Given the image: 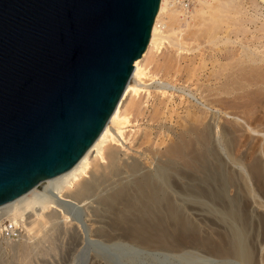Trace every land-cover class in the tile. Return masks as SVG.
<instances>
[{
    "label": "bare ground",
    "instance_id": "bare-ground-1",
    "mask_svg": "<svg viewBox=\"0 0 264 264\" xmlns=\"http://www.w3.org/2000/svg\"><path fill=\"white\" fill-rule=\"evenodd\" d=\"M234 1L235 0H233V3ZM235 2L237 3V0ZM251 2L256 5L255 1H251ZM201 3L203 4L201 6V9H199V11L209 17L213 16L214 17L213 21L215 20L217 21L218 18L221 16L220 13L222 11L227 10L228 12H230L229 6H231L232 0H202ZM238 4L239 3H237L236 5L238 6ZM233 6L234 5L232 4L231 7ZM243 6L244 5H242V7ZM251 6H254V5L251 4ZM175 7H176L175 4H173L170 0H160L159 9L155 16V20H154L153 27L151 30V35L149 38L148 45L142 57L134 61L133 63L134 69L129 77L126 87L121 97L119 98L114 111L112 112L103 130L101 131L99 136L96 138V140L91 144V146L85 151V153L81 156V158L69 170L51 179H45L43 181H40L35 187H33L31 190H29L25 194L17 197L16 199L4 205H1L0 206V235L2 234V236H4L2 232L3 231L2 227H4V223H10L18 231V234H17L18 236L16 237L18 238V240H19V236L21 235V231L22 232L25 231L26 233H29L28 235H30L31 237V235L36 234L38 230L37 227L39 225L41 226V224H45L44 226L48 225V227L49 226L54 227V225L57 223L58 220L60 222L62 219L63 221L70 220L71 217L72 219L74 218V220L75 219L78 220L79 218H82L81 208L86 205L90 209V213L92 217L91 220L89 221L92 222L90 224L93 226V230H92L93 235L97 237L98 240H100L99 242L102 241L110 245L113 248L120 247V246H128V247H133L137 250L141 249L143 251L146 249H150V250L151 249H154V250L155 249L156 250L157 249H163V250L167 249L169 250V253L171 255L173 253L179 257L183 255L184 251L182 253L179 251L178 252L174 251V246L171 245L172 241L170 242V238H172V236L178 235V234L173 235L174 233L181 232V234L182 233L185 234L184 232L189 230V226L186 223V219L183 214L184 205H182V203H184L186 199L187 201L190 200L192 205L195 206L192 208L193 212L191 213L200 215L201 213L200 209L196 208L197 203H199L201 199H203L204 197L212 193V187L209 184L206 185L205 188H203V186L200 184L201 172L203 170L205 172H208L206 174L207 176L209 175L208 177H206L208 183L210 182V180L213 181L214 174H215V172H213L214 170L213 160L214 159L211 160V158H213L215 154V140L217 139L218 136H221L219 135L220 133L222 134V130L218 128L219 124L217 126L216 125L217 122L216 120L214 121L215 118H213L215 116L213 114H215L218 110L217 109L215 110V108H213L214 106H212L211 103L215 102L213 100L215 98H216V101L218 100L217 95H220L222 93L225 95L226 94L228 95L230 94L229 92H233L232 90L235 89V87H239L240 85L243 87V85L247 83L246 78L248 76L247 74H249L248 73V68H249L248 59L251 58L253 60L251 55L254 49L251 50V48L248 46L249 44L247 45V43L245 42L246 38H243V39L240 38V37L245 36V30H246L243 28L244 30L243 31L241 28V31H243L244 35L243 33H241V36L239 37L240 39L237 41L240 43V47H239L240 49L238 50L239 58L236 57L238 58V61L237 60L234 61V63L238 62L235 68L231 66L230 68H233V69L230 72L226 64V67L228 68L227 71L229 72L224 73L226 70L224 71L223 69H221L223 72L222 71L219 72L218 71L219 69H218L217 70L218 73L215 74L216 75L215 77L217 79L214 76H212L214 77V79H216L215 80L216 82L214 81L213 84L210 83L211 85L207 87H206V84L204 85L202 82L204 81L205 78L206 79L210 78L211 77L210 74L208 75L209 77L203 76L205 78L204 79L202 78L203 79L202 81L198 80L199 84L200 82L202 83V85L198 84V87L196 83L197 77H194L196 79L195 80L196 82L195 81L193 82L191 79L190 81H192L193 83H196L195 84L196 87H194V89L191 90V93L189 95L188 93L190 92V90L187 93L189 98H191V101H189L190 103L192 102V100L200 102L198 100V96H199L198 93L202 96V98H206L207 95H204L205 89H207L206 91H209L210 97L212 95V97H215V98L213 99L210 98V100H208L209 99V95H208L207 96L208 99L206 98L204 99L203 102L199 103L200 106H198L199 104L198 105L192 104V106L190 104L189 107L186 106L187 107V115L185 113L186 116L177 113L178 110L175 107L177 103L174 104L175 106L173 105L175 101L173 98H171L172 96L171 97L169 96L171 99L170 100L168 99V101H163L160 98L159 99L157 98L159 101H161V102L158 101V103L160 104L159 106H156L157 107L156 111H158L157 113H159V111L162 110L160 111L161 113L159 114L160 117H161V114H164V113H165L164 114L165 117H167L166 116L167 111L164 113L162 112L165 110L163 109L164 107L168 108L169 110L168 109L167 110L170 111L168 113L171 114L170 115L167 113L168 115H170L169 116L170 121L171 119H173L174 122L176 121L175 122L176 124L175 125L173 124L174 127L172 128L169 127L168 129L165 126L167 131L165 132L164 135L159 133L161 136H163L161 138L162 140L160 139L161 141L159 142L156 140H153L155 138L150 137L154 133V129L156 128V126L150 128L151 130L147 132V135L145 134L146 136L145 140H143L144 138L141 139L144 141L143 144L148 143L149 145H150V141L152 140L155 141L157 146L161 142L160 143L161 149L159 148L158 150V148H156L157 151H159L158 154L156 152V149L155 151H153V152H156L155 154L151 152L150 149H149V152L151 153L145 154L147 156V158L145 159L147 161V164L145 165L139 164L140 161L138 162L137 160L138 157L133 158V159L129 158L132 161H130L129 159L127 160V158H124L125 157L124 153L127 151V150H124L125 149L124 146H125V143L128 141L129 137H127L128 135L126 136L127 132L125 131V129L129 126L131 122L132 114L133 115L136 114V117L144 115L145 110L143 111V104L146 102L143 101V99L140 100L141 99L140 97H141V93L145 90L146 86H147L146 91L148 92L147 97H150L153 94V92L151 94V91H149L150 90L148 89L149 86L146 85L147 84L146 79L147 77H150V74H151L150 66L152 65L153 60L156 59L155 57L157 56L155 54L156 53L155 51L160 53L162 48L166 45L165 43L167 41L171 42V39L174 36V32L176 30L174 29L175 30L174 31L171 28L167 27L171 25L169 24L170 21L167 24V20H169V17H170L171 22H172V19L173 20L177 19V16L179 14L182 15V13L179 12L178 9ZM234 7L233 9L239 8V7H235V8ZM237 10H240V9H236V11ZM243 10H245L244 7H243ZM166 15L168 16V18ZM180 20L181 19L175 20V23ZM186 20L188 21V19ZM215 22H213V25ZM175 23L173 25H175ZM183 24L186 25V23L184 22ZM193 24H195V21L193 22ZM208 27H206V30L208 29L211 30L212 26H210V28ZM170 29L174 31L172 34L170 33L171 32ZM201 29L203 30V28ZM232 31H234V29L226 30L225 35L223 36H219L220 34L217 35L215 32L214 38L218 39V36H219L220 38L221 37L223 38L224 42L226 41L231 42L232 39L230 35L233 33ZM247 31L249 32V30ZM180 33H182V31ZM173 39H175V36ZM177 39L179 40H173V43L175 44L174 47L177 46L176 50H179L180 46L185 47V44H183L182 46V40L180 41V38H177ZM216 41L213 40L212 43H214V45L215 44L218 45L219 43H216ZM234 42L236 41L234 40ZM226 49L232 50L230 48H226ZM185 50H187V48L186 49L184 48V51ZM224 51L227 52V50H224ZM232 53L233 51H230L229 53L226 54L227 58L228 59L230 58V60L233 59L231 58L232 55L233 56L237 55V53L234 54L235 52L233 54ZM190 57L191 56H189V58ZM192 57L196 58L195 56H192ZM262 57L257 58V60L261 59L262 61L263 59ZM183 58H186V57H183ZM194 58L192 59L194 60ZM217 61H215V64L217 63ZM193 62H195V60ZM213 62L210 61L211 64H213ZM225 63H229V62H225ZM230 63H232V61ZM234 63L232 64L234 65ZM219 64L222 65L223 63H219ZM221 65L220 66L218 65L217 68H220ZM200 67L202 66L200 65ZM214 68L215 66L213 67V70ZM224 69H225V66H224ZM177 70L175 72H177ZM188 70L189 71L192 70V72H194L193 71L194 69L192 66H191V69L188 68ZM195 72L197 71L195 70ZM157 73H156V76H157ZM183 73L184 72H182L181 75H183ZM213 73H216V70L215 72L213 71ZM154 74L155 73L153 72L151 76H154ZM189 75L188 77L187 75L185 76V78L188 79L187 81L183 77L186 82L189 81V78H190ZM199 75L198 77H200ZM214 79H211V80H214ZM162 81L163 82L157 83L158 85L156 84V86L160 88L161 90L160 94L165 97L168 94L170 88L172 87L174 88L176 86L170 87L171 85L170 82L167 81L169 83L168 84L167 82H164L165 80H162ZM207 83L209 84V82ZM247 85L249 86V84ZM242 87H239V89H241ZM183 90H179L178 92L183 91ZM157 94L159 95V93ZM172 94H175V91ZM168 95H167V98H168ZM147 97L145 96V98ZM154 97L156 99V97L158 96L155 95ZM182 102L183 101H181L180 103ZM152 106H155V105L153 104ZM183 106L185 107V103ZM154 108L155 107H153V110H155ZM156 111H154V114H151V115H155ZM223 114L226 115L227 113L225 112ZM157 116L158 114L156 115V117ZM153 117L154 116H152L151 117L152 119L151 118L150 119L155 121ZM167 119L168 118H166V120ZM201 126H203V128ZM165 127L161 125L160 128H165ZM146 130L148 131L147 128ZM140 137L142 138V134L140 135ZM140 137H139V141H140ZM142 142H140V144H142ZM131 144L127 146L130 147ZM139 146L141 147V145ZM121 147L124 148L123 152L121 151L122 149ZM143 149L146 150V148H143ZM128 150H131V148ZM121 152L123 153V156ZM129 152L130 151H128L127 153L129 154ZM137 152H140V151L137 150ZM134 153L135 152H133V154ZM142 153H144V151H142ZM136 155L134 154V156ZM134 156L132 155V157ZM129 157H130V154H129ZM140 157L139 159L145 158V157L143 158L142 156ZM123 158L124 160H122ZM121 160H122V163H121ZM210 172H212L213 175L210 174ZM214 182H215V179H214ZM259 206H262V204H259ZM259 206L257 205L258 208H260ZM235 208H236L235 204L232 203L230 204L229 208L225 211V214L229 218H231L235 224L234 234H233V237L231 238L232 240H230L231 241L230 246H232L231 247L232 249L230 250L226 249L225 252L226 253L230 252V254H232L238 262L244 261L243 263L246 264L245 261H247L249 257L248 256L249 253H247L248 249L245 243V240H246L245 239L246 238V227L245 226L246 225L244 223H241V221L243 220H241L240 214L238 213V210H236ZM54 215H57V216L59 215V217L61 215L62 219L60 220L58 219L59 218L58 217L57 221L54 219L52 220V216ZM5 219H9L10 221L7 222L5 221ZM60 224H62V222ZM97 257L98 256L94 257L93 261L94 262L97 261L100 263L101 262L100 259L102 258L99 259V257L98 258ZM226 259L229 260V258H226ZM226 259H223V260L221 259L219 261H224Z\"/></svg>",
    "mask_w": 264,
    "mask_h": 264
},
{
    "label": "rangeland",
    "instance_id": "rangeland-1",
    "mask_svg": "<svg viewBox=\"0 0 264 264\" xmlns=\"http://www.w3.org/2000/svg\"><path fill=\"white\" fill-rule=\"evenodd\" d=\"M201 1L194 0L192 8L186 10L187 13L185 10L180 9L175 5L176 6L175 8H177L178 11L182 13V15L179 14L180 16L178 15L177 19L174 20L172 19L173 23L171 22L170 17L169 20H167V24L169 21H170L169 24H171L170 25L171 27L170 26L167 27L171 28L172 30L174 29L176 30V31L174 30L175 31L174 32L170 29L171 34L174 32L175 39H173L174 38L173 36L171 42L167 41L165 43L166 45L162 48L160 53L157 51H155L156 53L154 52L157 55V56L155 55L156 56L155 58L157 60L154 59L155 61L153 60L152 65L150 66V72H151L150 77L152 78L147 77V79L148 78L149 79L148 80L146 79V83H147L146 85L149 86L148 89H150L149 91H151V94L153 92V94L152 96L147 97L148 95L147 94L148 92L146 91L147 86L145 90L141 93V97H140L141 99L140 98L139 99L140 100L143 99V101L146 102L144 103L146 107L143 104V111L145 110L144 111L145 117L144 115L137 117L136 114L131 115V122L129 126L125 129V131L127 132L126 136L128 135L127 137H129V139L127 138L128 141L125 143L126 146V147L124 146L125 149L122 148L123 146L121 147L122 152L123 149L127 150L124 153L125 154L124 158H127V160L129 158L133 159L138 157L137 160L138 162L140 161L139 164L141 165L147 164V161L145 160L147 156L145 154L155 151L156 148H158L159 150V148L161 147L160 144L161 142L159 143L158 145L159 147H158L155 141L153 140H156L158 142L161 141L162 140L161 138L163 136H161L160 134L164 135L169 127L172 128L174 127L173 124L174 125L176 124L175 123L176 121L174 122L173 119H171L170 121L169 116L171 114L168 113L170 112L168 111L169 110L168 108L164 107L163 109L165 110L162 112L164 113L167 111L166 112L167 117H165L164 115L165 113L161 114L160 117L159 114L161 113L160 111L162 110H160L159 113H157L158 111H156L157 110L156 106H159L160 104L158 103L159 101L158 99L160 98L163 101H168V99L170 100L171 98H173L175 101L173 105L175 103H177L178 105V106L174 105L178 110L177 113L181 115H185L186 113L187 115L186 106L189 107L190 104L191 106L192 104L198 105L199 103L203 102L204 99L206 98L208 99L207 97L208 95H209L208 100H210V98L212 99L215 98L212 97V95L210 97L209 91H206L207 89H205L204 91V95H207L206 98H202V96L198 93L199 95L198 100L200 102L192 100V102L194 103L192 102L190 103L189 101H191V98H189L188 95L191 93V90L194 89V87H196L195 86L196 83L198 87L199 81H202L205 78L203 76L207 77L209 74L211 76L208 79L205 78L206 81L204 79V81L202 82L204 85L206 84L207 87L211 85L210 83L212 84L214 83V81L217 79L215 77L216 76L215 74H217L218 71L221 72L222 71L221 69H223L224 71L226 70L224 72L226 73L229 72L227 71V69L229 68L231 72L233 68L230 67L232 66L235 68L238 62L234 63V61L236 60L238 61L239 58L238 50L240 49L239 48L240 43L237 41L240 38L241 39L246 38L245 42L247 43V45L249 44L248 46L251 48V50L254 49L252 52L254 53L255 51V53L257 54L256 56L255 53L254 54L252 53L251 56L253 60L251 58H249L251 60L248 59L249 74H247L248 76L246 78L247 83L243 85V87L240 85L239 87H242L241 89H239V87H235V89L232 90L233 92H229L230 94L225 95L222 93L223 95L220 94L217 95L218 97L216 96L218 99L217 101L216 98L213 99L215 102L211 101L213 102L211 103L212 106H214L213 108H215V110L216 109L218 110L217 112L215 111L216 113L213 112L215 113L213 114L215 115L213 118H215L214 121L216 120L217 122V123L215 122L216 125L218 126L219 124L218 128L222 130V134L220 133L219 135L221 136H218L217 139L215 140V154L213 158H211V160L214 159L213 160L214 170L213 169L212 170L213 172H215V174L213 181L210 180V182L208 183L206 179V177L209 176L206 175L208 172H205L203 170L201 172L200 184L203 186V188H205V186L209 184L212 187V193H210L208 196L201 199L199 203H197L196 208L200 209L201 211L200 215L191 213L193 212L192 208L195 206L192 205L190 200L187 201L186 199L185 202L187 203L185 202L182 203V205H184L183 214L186 219V223L189 226V230L184 232L185 234L183 233L181 234V232L174 233L173 235L178 234L179 236L176 235L170 238V242L172 241L171 245L174 246V251L176 252L179 251L181 253L184 251L183 255L180 257L175 255L174 253L171 255L169 253V250L167 249L164 250L151 249L152 251L150 249H146L143 251L141 249L137 250L133 247H128V246H120L113 248L102 241H101L102 243L99 242L100 240H98V238L93 235V231H92L93 226L90 224L92 222L89 221L92 218L90 209L85 205L81 208L82 218H79L78 220L76 219L74 220V218L72 219L71 217L70 219L71 221L70 220L63 221L61 215L60 217L59 215L58 216L54 215L52 216V220L54 219L57 221L58 217H59L58 219L60 220L62 219V220L60 222L58 220L56 223L57 225L55 224L54 227L53 226L48 227V225L44 226L45 224H41V226L39 225L37 229L40 231L37 230L36 234L31 235V237L30 235H28L29 233H26L25 231L23 232L21 231L19 240L18 238L16 239L5 238L1 234L0 264H245L243 263L244 261L238 262L235 259V257L232 254H230V252L229 253L225 252L226 249L228 250L232 249L231 248L232 246H230L231 245L230 240H232L231 238L233 237L234 234L235 224L232 221V219L225 214V211L229 208L230 204L232 203L235 204L236 207L235 209L238 210L241 220L244 221V222L241 221V223H244L246 225V226L244 225L246 227L245 243L248 249L247 253H249L248 254L249 257L247 261H245L246 264H264V63H263L264 62V24H263L264 0H257V1L246 0L249 3L246 2L245 0H237V3H239L238 6L236 5L237 4L235 2L236 0L234 1V3L232 0L231 6L233 4L235 7H239L236 9H240V10L236 11V9H233L234 6L233 7L229 6L230 12H228L227 10H224L225 12L222 11L220 13L221 14V16L219 17L220 19L218 18L217 21L215 20L217 23L213 21L214 20L213 16L209 17L199 11V9H201V6L203 4L201 3ZM251 1H255L256 5L253 4ZM241 3L242 5H244L243 7L246 11L243 10ZM251 4L254 5L255 7L251 6ZM178 17L181 20L175 23V20H179ZM186 19H188V21ZM193 20L195 21V24H193L194 22ZM211 21L215 22L214 25L213 22ZM183 22L186 23V25H184ZM174 23L175 25H173ZM208 24L212 26L211 30L208 29L210 28ZM206 27H208L207 28L208 30H206ZM199 28L200 29L203 28V30L202 29L200 30ZM241 28L242 30L243 28L246 29L244 37H240L241 33H243L244 31V30L241 31ZM233 29L234 31H232L233 33L231 32L232 34L230 35L232 39L231 42H227V41L224 42L223 38L219 37L225 35L226 30H233ZM247 30H249V32ZM181 31L182 33H180ZM215 32L217 35L220 34L218 36V39L214 38ZM177 38H180V41L182 40V46L183 44H185V47L184 46L183 47L185 49L187 48V50L184 51V48L181 46H180L181 50L179 48H178L179 50H176L177 46L174 47L175 44L173 43V40H179ZM251 38L254 40H252ZM213 40L219 44L214 45V43H212ZM234 40L236 42H234ZM226 48H230L232 50ZM224 50H227V52ZM230 51H233V53L235 52L234 54L237 53L236 56L232 55L231 57L233 58L232 60H230V58L228 59L226 56V54L229 53ZM220 54L224 57H222ZM170 56L173 58H171ZM179 56H181L182 59ZM189 56H191L190 57L191 59L189 58ZM192 56H195L196 58ZM260 56L261 57L263 56L262 61L261 59L257 60V58H261ZM192 58H194L195 62H193L194 60ZM210 61L213 62V64H211ZM215 61H217L218 64L217 63L215 64ZM231 61L232 63H234V65L230 63ZM225 62H229V63H225ZM219 63H223V64L221 65ZM226 64L228 68L226 67ZM228 64L229 65L232 64V65L229 66ZM200 65L202 67H200ZM218 65L219 66L221 65L222 68L221 67L217 68ZM191 66L194 69L193 71L195 72L196 70L197 72L194 73L192 72V70L189 71L188 68L191 69ZM214 66L217 69L214 68L213 70ZM176 70L177 72H175ZM215 70L216 73H213V71L215 72ZM153 72L155 74L154 76H151ZM182 72H184L183 75H181ZM156 73L158 77L156 76ZM186 75L187 77L188 75L190 77L188 82H186L188 80L187 78H185ZM198 75L200 77H198ZM212 76H214L216 79H214V77ZM183 77L186 79V81ZM194 77H197V80ZM191 79L193 82L195 80L197 82L195 81L196 83H193L192 81H190ZM162 80H165L164 82L167 81L170 82L171 84L170 87L172 86L177 87V88L176 87L170 88L171 91L169 90L170 93L168 92L169 95L167 94L168 98L167 95L165 96L166 98L162 96L160 94L161 93L160 88L156 86L157 83L163 82ZM207 82H209V84ZM202 83L200 82L199 85H202ZM247 84H249V86ZM156 87L158 90L156 89ZM179 90H183V91L178 92ZM174 91L175 94H172L174 93ZM156 92L159 93V95ZM154 93L156 96H158L156 97V99L158 98L157 100L154 97L155 96ZM184 94L187 96H185ZM145 96L147 98H145ZM169 96L172 97L170 98ZM180 100L183 102L180 103L181 102ZM184 103H185V107L183 106ZM153 104L155 106H152ZM198 106H200V104ZM153 107H155L154 108L155 110H153ZM154 111H156L155 115H151L154 114ZM222 112L223 113L226 112L227 114L225 115ZM156 113L158 114L157 117H156L157 115ZM167 113L170 115H168ZM152 116H154L153 118L155 119V121L151 120ZM164 118L165 120L166 118L168 119L165 121ZM161 125L164 127L166 126L167 129L166 127L160 128ZM154 126H156V128L154 129V133L150 137L151 138L153 137L155 139L153 140L151 139L152 141H150V145L148 143L143 144L144 143L143 140L146 139L145 134L147 135V132L151 130L150 128ZM201 127L203 128V126ZM146 128L148 129V131L146 130ZM162 129L164 130V132ZM161 130L163 133L161 132ZM141 134H142V138L140 137ZM139 137H140V141H139ZM140 142H142V144H140ZM129 144H131L130 147L127 146ZM139 145H141V147ZM126 148L128 149L131 148V150H128ZM143 148H146V150ZM133 149L136 151H134ZM149 149L151 150V152H149ZM137 150L140 152H137ZM128 151H130L129 152L130 157L129 154L127 153ZM142 151H144V153H142ZM133 152H135L134 154L135 155L137 154L138 156L137 155L134 156ZM156 152L158 154L159 151H157L156 149ZM156 152L153 153L155 154ZM142 154H144L146 157ZM132 155L134 157H132ZM140 156L145 158L139 159ZM124 158L122 160H124ZM210 174H212V172H210ZM259 204H262V206H259ZM257 205L260 208H258ZM5 221L8 222L10 220L5 219ZM61 222L62 224H60ZM78 237L80 238V240ZM96 256H98L99 259L102 258L100 259L101 260L100 263L97 261H96L97 263L93 261L94 257ZM226 258H229V260ZM221 259L222 260L226 259V260L219 261Z\"/></svg>",
    "mask_w": 264,
    "mask_h": 264
},
{
    "label": "water",
    "instance_id": "water-1",
    "mask_svg": "<svg viewBox=\"0 0 264 264\" xmlns=\"http://www.w3.org/2000/svg\"><path fill=\"white\" fill-rule=\"evenodd\" d=\"M160 0H0V206L69 170L103 130Z\"/></svg>",
    "mask_w": 264,
    "mask_h": 264
},
{
    "label": "built area",
    "instance_id": "built-area-1",
    "mask_svg": "<svg viewBox=\"0 0 264 264\" xmlns=\"http://www.w3.org/2000/svg\"><path fill=\"white\" fill-rule=\"evenodd\" d=\"M173 4H175L178 8L183 10H189L192 8L194 0H170ZM3 235L6 238L14 239L18 235L17 229H15L10 223H4L3 227Z\"/></svg>",
    "mask_w": 264,
    "mask_h": 264
}]
</instances>
